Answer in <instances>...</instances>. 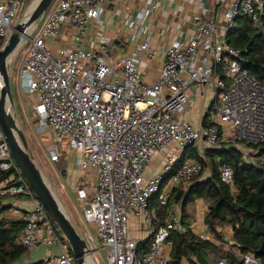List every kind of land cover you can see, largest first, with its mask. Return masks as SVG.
Masks as SVG:
<instances>
[{
  "label": "built area",
  "instance_id": "built-area-1",
  "mask_svg": "<svg viewBox=\"0 0 264 264\" xmlns=\"http://www.w3.org/2000/svg\"><path fill=\"white\" fill-rule=\"evenodd\" d=\"M23 1L0 0L3 46L17 25ZM117 1H55L39 30L33 37L30 30L26 32L16 50L23 55L17 84L39 133L66 142L65 151L69 147L71 153L79 154L77 166L96 173L91 195L82 204L84 220L97 224L96 235L79 232L90 255L97 251L93 244L97 246L99 241L101 248H106L109 264H171L170 234L185 229L181 205L169 200L180 183L200 174L203 166L189 159L165 181L166 175L190 148H197L203 156L206 149L264 142V85L243 68V51L227 40L240 16L262 25L264 0H215L217 11L195 19L194 33L187 42L177 38L164 49L156 81L147 80L142 72L143 62L156 58L150 45V24L142 22V16L126 21L140 38L137 52L118 51L108 40L98 51L49 47L47 39L59 29L71 25L84 31L108 4ZM204 85L215 91L210 105L214 120L219 117L231 127L225 137L214 120L203 131L185 116L193 96L199 95ZM170 146L174 151L162 171L148 177L154 154ZM50 156L52 161H60L59 146ZM219 170L222 181L233 186L231 166L221 165ZM3 195H24L32 203L30 209H15L25 222L21 245L28 249L59 247L57 256L50 253L39 264H78L69 242L16 163L0 125ZM155 195L158 204L152 206ZM132 218L145 225V249L131 234ZM200 237L211 239L208 232ZM234 254L243 264H264L251 251L235 248ZM180 264L192 263L185 259ZM215 264L228 263L221 259Z\"/></svg>",
  "mask_w": 264,
  "mask_h": 264
},
{
  "label": "trees",
  "instance_id": "trees-1",
  "mask_svg": "<svg viewBox=\"0 0 264 264\" xmlns=\"http://www.w3.org/2000/svg\"><path fill=\"white\" fill-rule=\"evenodd\" d=\"M227 40L231 46L243 51V68L264 85V12L262 25H255L245 16L238 17L236 26L228 31ZM3 44L4 41L0 38V49ZM210 123L212 121L206 115L204 126L208 128ZM219 128L221 131L220 126ZM248 145L256 152L258 162L248 161L243 151L235 146L206 149L203 156L197 148H190L178 161L175 169L166 175L165 181L189 158L203 166L200 174L182 181L169 200L170 204L181 205L185 229V232L172 231L169 237L172 243L171 258L177 264L185 259L192 263L196 259L201 264H209L208 259H224L228 264H243L242 259L234 254L235 248L243 252L251 251L264 262V254L259 252L264 249V163L261 162L264 157V142ZM221 165L231 166L233 186L222 181L219 170ZM206 169H210L211 176L203 180ZM187 183L189 185L184 187ZM157 196L152 197V206L158 204ZM8 197L10 196H0V264H13L29 250L20 244L25 222L12 217V206L2 201ZM197 199H202L209 205L205 223L211 233L223 239V233L219 229L221 226H229L236 246L225 249L223 245L218 246L192 232L187 207L194 205ZM146 243L147 241L141 242L140 248L145 249Z\"/></svg>",
  "mask_w": 264,
  "mask_h": 264
},
{
  "label": "crops",
  "instance_id": "crops-1",
  "mask_svg": "<svg viewBox=\"0 0 264 264\" xmlns=\"http://www.w3.org/2000/svg\"><path fill=\"white\" fill-rule=\"evenodd\" d=\"M150 1L154 3V7L152 8ZM215 8V0H118L115 3L108 4L101 16L92 21L89 27L84 31L74 26L66 25L59 29L56 34L50 36L47 39V43L53 50L67 48L72 50L83 49L98 51L102 42L108 40V43L118 51L121 50L126 53L137 52V45L140 42V38H136L134 35V28L128 27L126 21L128 19L138 20L139 17L142 16L140 18L141 21L150 24V45L156 54L155 59L145 60L143 62L142 72L147 80L156 81L164 61V49L170 45L172 40L177 38L181 39L183 42H187L194 33L195 19L202 16L214 15L217 11H215ZM142 11H145L144 13L146 14L143 15ZM223 25L224 23H222V26ZM214 97L215 91L210 85H204L201 88V93L193 96L192 103L185 112V116L195 128H201L205 131L207 127L204 126L206 115H209L210 121L213 122L214 119H211L210 105ZM30 118L34 121L31 115ZM215 118L214 121L221 127L222 135L224 137L227 136L230 132V125L219 117ZM18 123H21V125L25 127L22 120L18 119ZM36 129L38 135L41 136L37 127ZM199 145L203 146L204 140H201ZM55 146L56 148L58 147L57 144H54V147ZM173 151L174 146H170L163 152L155 153L146 175L150 177L162 171L168 156L172 155ZM69 154L66 160L70 161V166L72 167L68 168L69 172L67 180H65L63 202L73 216L74 221H76L77 216L83 215L82 204L91 195V189L96 183V173L92 170L84 171L77 166L76 159L79 157L78 153L73 152L71 157H69ZM210 176V169H206L202 178L205 180ZM2 201L8 206H12L11 212L16 218H20L21 216V213L15 210L17 206L21 208V210L30 209L32 206L29 198L24 195L16 197L10 196ZM191 207H193V210L190 211L188 209V211L190 214L189 226L192 232L198 236L208 232L211 238L209 241L218 246L224 244L222 239L218 238L214 233H211L207 228L205 216L209 205L206 201L197 199ZM72 224L74 226V223ZM219 231L223 232L222 228H220ZM131 234L139 242L146 240L147 232L141 220L135 218L131 219ZM231 244H235V241L231 242ZM39 249H29L31 251H39H37V254L33 253L27 261H24L22 256L16 263L34 264L49 256L50 253L57 256L60 251L58 246H42L39 247ZM89 257L91 258V256ZM194 261L195 263H191L201 264L197 262L196 259ZM208 262L209 264H215L216 261H214V259H208Z\"/></svg>",
  "mask_w": 264,
  "mask_h": 264
},
{
  "label": "water",
  "instance_id": "water-1",
  "mask_svg": "<svg viewBox=\"0 0 264 264\" xmlns=\"http://www.w3.org/2000/svg\"><path fill=\"white\" fill-rule=\"evenodd\" d=\"M52 2L53 0H39L31 15L15 26L7 43L0 49V125L16 163L51 219L69 242L78 264H87L91 253L89 246L64 213L61 204L46 183L43 173L29 151L25 134L18 124L17 116L11 108L14 101L10 84V57L19 48L28 27L37 22L48 11ZM259 252L264 254V249L262 248ZM171 264H176V261L172 260Z\"/></svg>",
  "mask_w": 264,
  "mask_h": 264
},
{
  "label": "rangeland",
  "instance_id": "rangeland-1",
  "mask_svg": "<svg viewBox=\"0 0 264 264\" xmlns=\"http://www.w3.org/2000/svg\"><path fill=\"white\" fill-rule=\"evenodd\" d=\"M37 0H25L23 1L22 4V9L16 18L17 24L20 23L22 20H24L26 17H29L31 15V10ZM55 1L53 0L52 4L50 5L48 11H46V14H49L51 11L52 7L55 4ZM45 13L42 15V17L32 24L30 27L27 29L30 30V35L33 37L35 33L39 30L41 23L43 22L45 18ZM22 51H15L9 61V66H10V84H11V91H12V96H13V101L14 104L11 107L13 110V113H16V116L18 119L23 121V124L25 127L21 125V123H18L20 128L25 134L28 148L30 153L33 156V159L38 166V168L41 170L43 173V176L45 178L46 183L50 187L51 191L55 195L56 199L59 201V203L62 206V210L64 213L67 215L69 220L74 223L75 228L81 233V232H87L95 237L96 233L95 230L97 229V224L95 222H86L83 218V215L77 216L76 221H74L73 216L71 213L68 211L67 206L63 202V192L65 190V180H67V175H68V168L72 167L70 166V161H67L66 158L72 156V153L69 151L71 150L69 147H66V151L68 150V154L65 151L64 147L68 146L66 142H56L52 137L50 138L45 137L44 135L39 136L37 129H36V121H33L30 118L29 112L27 111V106L25 103L24 97L21 95V91L18 88L17 84V77L20 72V64H21V59H22ZM220 105H222V102H220ZM28 121H27V118ZM211 119H214V116L211 115ZM57 144L59 146L60 150V161L59 162H54L51 160V156L49 154V151L54 148V144ZM239 145V144H238ZM237 145V146H238ZM239 149L243 151L245 154L246 158L250 162H258V157L256 156V152L252 151V148L249 145H244L242 147L238 146ZM63 150V151H62ZM189 185L188 183L185 184L184 187ZM187 189V188H186ZM190 211L193 210V207L188 208ZM7 215H11L7 213ZM12 217H15L14 215H11ZM141 220V219H140ZM138 225V222H137ZM222 228V233H223V242L222 244L225 249L233 247V233L232 229L229 226H221ZM58 233L62 236L61 230L59 231L57 229ZM64 235V234H63ZM101 243L97 241V246L93 244L94 247H96L97 251L95 254H91V258L89 257V264H109L107 261L106 257V248H101ZM37 249V248H36ZM39 249V247H38ZM40 250V249H39ZM39 250H28L24 255H23V260L27 261L32 254H37V251ZM15 264H17L15 262Z\"/></svg>",
  "mask_w": 264,
  "mask_h": 264
},
{
  "label": "bare ground",
  "instance_id": "bare-ground-1",
  "mask_svg": "<svg viewBox=\"0 0 264 264\" xmlns=\"http://www.w3.org/2000/svg\"><path fill=\"white\" fill-rule=\"evenodd\" d=\"M38 1H39V0H37V1L35 2V4H34L32 10H31V12L33 11V9L35 8V6L37 5ZM28 32H29V30H28ZM12 55H13V54H12ZM11 57H12V56H11ZM11 57H10V59H11ZM87 264H88V260H87Z\"/></svg>",
  "mask_w": 264,
  "mask_h": 264
}]
</instances>
